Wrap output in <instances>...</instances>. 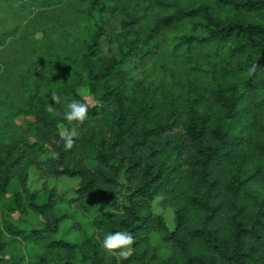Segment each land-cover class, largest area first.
Segmentation results:
<instances>
[{
  "label": "trees",
  "instance_id": "obj_1",
  "mask_svg": "<svg viewBox=\"0 0 264 264\" xmlns=\"http://www.w3.org/2000/svg\"><path fill=\"white\" fill-rule=\"evenodd\" d=\"M127 1L80 0L73 53L0 59V264H264V0ZM73 100L82 123L63 118ZM60 127L78 131L70 149ZM61 178L79 180L68 203L94 234L60 211L46 182ZM118 231L134 236L127 257L101 247Z\"/></svg>",
  "mask_w": 264,
  "mask_h": 264
},
{
  "label": "rangeland",
  "instance_id": "obj_2",
  "mask_svg": "<svg viewBox=\"0 0 264 264\" xmlns=\"http://www.w3.org/2000/svg\"><path fill=\"white\" fill-rule=\"evenodd\" d=\"M24 1L0 0V35L5 34L6 37L10 35L12 38L11 47H9L10 44L7 42L5 49L9 47V50L7 52L4 49L1 52L4 56H0V59L6 58L11 63H17L25 67L28 58L26 55L23 56L22 50L27 47L31 51L38 46H46L62 55L73 53L79 44L81 35V30L75 25V13L80 0H61L60 3L58 1H56L57 3L48 2L42 6L32 2H25V10L21 12L15 7L24 3ZM84 1L86 4L88 3V0ZM123 1L126 3L127 0ZM135 2H141V0L127 1L129 4H134ZM141 38H144V35ZM35 41L38 42L37 46L32 45ZM29 54L31 53L29 52ZM77 92L89 105L94 104L84 86L78 88ZM17 123L22 124L23 119L17 120ZM62 129L64 128L60 127V133L62 137H65ZM75 133L77 134L78 131L76 130ZM78 186V179L61 178L46 182V187L54 190L61 199L60 211L69 214L76 229H84L86 233L92 235L95 233V229L92 226L94 217L88 215L76 205L68 203L75 199V191ZM27 188L32 193H38L43 188V181L40 180L35 168H31L28 171ZM123 195V193L119 195L118 200L120 202H123ZM162 202L163 199L161 197H157L154 200L151 204L152 214L160 216L165 226L172 230L174 227L173 210L164 208ZM14 219L22 221L19 216H14ZM160 242L158 236L153 234L151 239L152 246L158 247ZM159 252L161 258L169 255V251L166 248H159Z\"/></svg>",
  "mask_w": 264,
  "mask_h": 264
},
{
  "label": "clouds",
  "instance_id": "obj_3",
  "mask_svg": "<svg viewBox=\"0 0 264 264\" xmlns=\"http://www.w3.org/2000/svg\"><path fill=\"white\" fill-rule=\"evenodd\" d=\"M255 70V68L253 69ZM51 103H60V97L55 92L51 93ZM53 109L50 107L49 111ZM89 113L88 105L77 100H73L67 104V111L63 113V118L66 121L83 122ZM64 133V146L65 148H71L73 146L76 133L75 130L68 131L66 128L62 129ZM134 244V236L128 231L110 232L106 234L101 242V247L109 253H114L120 257H127L132 250ZM117 250H120L117 252Z\"/></svg>",
  "mask_w": 264,
  "mask_h": 264
}]
</instances>
